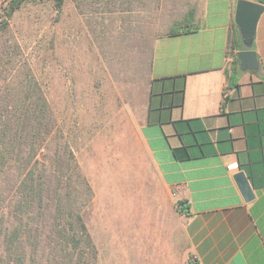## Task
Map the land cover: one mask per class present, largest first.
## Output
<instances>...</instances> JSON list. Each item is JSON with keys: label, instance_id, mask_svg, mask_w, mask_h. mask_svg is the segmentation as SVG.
<instances>
[{"label": "crops", "instance_id": "1", "mask_svg": "<svg viewBox=\"0 0 264 264\" xmlns=\"http://www.w3.org/2000/svg\"><path fill=\"white\" fill-rule=\"evenodd\" d=\"M237 1L188 0L172 18L159 11L163 31L150 41L137 137L151 171L138 211L179 226L182 264H264V11L251 47L258 70L242 72Z\"/></svg>", "mask_w": 264, "mask_h": 264}, {"label": "rangeland", "instance_id": "2", "mask_svg": "<svg viewBox=\"0 0 264 264\" xmlns=\"http://www.w3.org/2000/svg\"><path fill=\"white\" fill-rule=\"evenodd\" d=\"M186 1L117 0L114 12L98 16L86 0L81 10L72 0L60 10L52 1L26 3L0 32V93L18 94L29 85L42 92L43 121L52 125L45 143L60 130L92 189L83 216L97 264H182L179 226L164 228L138 211L151 165L137 118L150 41L163 31L155 29L164 22L159 11L179 16ZM6 2L0 0V29ZM94 7L105 11L103 4Z\"/></svg>", "mask_w": 264, "mask_h": 264}, {"label": "trees", "instance_id": "3", "mask_svg": "<svg viewBox=\"0 0 264 264\" xmlns=\"http://www.w3.org/2000/svg\"><path fill=\"white\" fill-rule=\"evenodd\" d=\"M42 1H52L58 10L64 4V0H7L0 32L23 4ZM72 1L81 10V0ZM87 1L94 16L111 14L117 4V0ZM95 4H103L105 11ZM178 31L173 28L169 33ZM242 47L240 41H232L233 49ZM19 85L23 89V81ZM25 88L14 95L0 93V264H97L83 216L92 189L60 130L50 145L45 143L52 129L43 121L46 101L38 88ZM43 146L45 153L37 159ZM178 207L184 210L183 205Z\"/></svg>", "mask_w": 264, "mask_h": 264}, {"label": "water", "instance_id": "4", "mask_svg": "<svg viewBox=\"0 0 264 264\" xmlns=\"http://www.w3.org/2000/svg\"><path fill=\"white\" fill-rule=\"evenodd\" d=\"M263 11L264 6L257 2L238 0L236 3L234 19L241 36L242 45L245 48L236 53L239 70L242 72L258 70L256 53L251 47L256 31V24ZM234 180L244 199L250 201L254 195L244 174L242 172L236 173Z\"/></svg>", "mask_w": 264, "mask_h": 264}, {"label": "built area", "instance_id": "5", "mask_svg": "<svg viewBox=\"0 0 264 264\" xmlns=\"http://www.w3.org/2000/svg\"><path fill=\"white\" fill-rule=\"evenodd\" d=\"M226 168L228 171H235L237 169V165L236 164H229V165H227ZM177 207H178V204H177Z\"/></svg>", "mask_w": 264, "mask_h": 264}]
</instances>
